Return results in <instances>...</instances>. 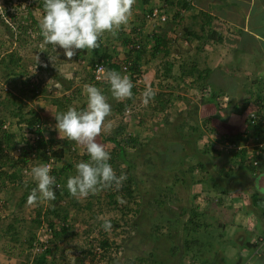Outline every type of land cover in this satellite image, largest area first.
<instances>
[{
  "label": "rangeland",
  "instance_id": "1",
  "mask_svg": "<svg viewBox=\"0 0 264 264\" xmlns=\"http://www.w3.org/2000/svg\"><path fill=\"white\" fill-rule=\"evenodd\" d=\"M141 1L134 0L133 7L137 12H132L135 14L131 15L134 17L131 23L128 22L121 27L128 29L134 25L137 28L142 27L143 31L145 29L146 34L152 30V32L156 31L166 35L170 40V53L164 55L161 52L153 57L150 50L145 49L140 54L139 64L143 73L144 86L133 92L135 98H132L129 104L133 111L131 115L134 116L130 120L126 119L119 110L117 104L120 101L112 98L108 90L109 86L106 85L103 88L93 83L91 71L95 61L99 60L100 53L92 55L87 49L84 52L87 59H84L81 57L80 49V52L76 50V55L69 59L59 46L55 50L52 45L44 41L38 24L43 15V0H0V120L8 125L9 130L18 132L19 135L15 138L16 146L21 138L27 139L26 133L30 129V126H26L27 123L21 121V117L22 115L25 118L30 117L28 111L33 110L40 116V129L38 128L40 131L42 129L43 132L48 133V137H54L53 139L58 141V146L64 143L68 147L70 145L76 147L71 140L70 144H65L68 142L67 138L63 137V134L60 136L56 129L55 114L69 107L65 100L66 96H61L63 85L56 84V78L57 74L63 73V70L64 73L70 71L75 76L84 72L85 77L91 81L88 84L100 88L113 108L110 116L106 117L99 134L105 143L103 145L107 151L111 152L114 144L111 141L107 143L106 138L116 136L120 144L125 146L127 162H131L132 166L128 167L125 163L117 165L121 173L129 174L134 179V192L131 195L125 196L123 192L116 193L112 189H101L87 197L74 198L69 192V195L67 194L66 183L62 184L59 191L63 196L60 198L58 207L61 211L63 206L69 205L66 206L69 211V226L65 233L55 239L50 254L44 260L45 264H77L81 259L98 264L100 260L96 257L95 248L97 243L103 239L111 242L110 249L104 254L107 257V264H213V259L209 255V224H206L207 227L204 229L201 224L200 230L194 231L191 230L194 227L190 225L189 218L193 217V211L197 210L203 214V217L200 218L201 220L196 219L205 223L209 222V218L206 217L209 215V194L204 195L202 189L203 186L209 188L205 185L209 184L210 179V172L204 166L206 163L203 162L206 158L217 166L216 169H221L222 174L226 169L231 171L235 169L236 175L243 176L244 170H247L237 168L238 166L232 163L229 156L227 157L230 162L226 167L222 164V155H225L227 151L225 141L228 135L241 129L237 128L231 132L218 130L215 133L208 118L199 122L208 140L207 142L204 140L202 146L196 145L194 140L201 136L202 132L198 130L195 136L192 134L194 138L191 147L183 153L178 152L179 148L176 151L167 141L161 145V147L165 146L164 149L158 147L159 139L163 142L165 140L157 133L159 127L157 125L159 122H156L159 121L155 108L157 106L153 97L144 103L143 93L148 87H151L155 94L163 88L174 90L177 93V100L181 99L184 106L186 99L191 103L203 98L209 101L207 84L199 79L196 80L195 76L192 77L188 73L196 63L204 68L203 56L198 54L204 51L203 45L196 44L193 39L190 41V37L188 41L185 40L187 37L185 28L190 27L201 34L200 25L209 16L201 11L207 14L206 17L200 13L202 17L199 13L195 14L192 9L184 10L178 4L171 5L166 0H159L161 9L167 13L170 20L162 26H154L146 30L144 23L138 26ZM192 1L194 0H190V3ZM154 3L156 2H151L149 5L152 6ZM175 14L178 16L175 17ZM193 15L197 16L193 19ZM211 19L213 17L210 18L209 24ZM125 33L124 31L121 37H124ZM122 39L105 33L100 40L103 47L119 57L122 56L123 49H120L123 47ZM143 40L146 41V36ZM10 54H13L17 63L9 62ZM136 55V52L132 53L131 58ZM166 63L172 64L169 76L165 73ZM37 79L40 84L43 83V86L37 84ZM254 80L258 82L256 78ZM35 86L39 91L36 96H32L31 89ZM164 93L167 95L169 92ZM82 103L85 105L84 102ZM82 103L70 106L79 108ZM210 103L215 102L211 99ZM53 104L64 105L54 110ZM182 109L185 108L182 106ZM51 114L53 116L49 117ZM188 116L189 112L182 113L180 120L176 123H181L180 121L185 119L186 123L194 120L189 119ZM118 125H123L128 138L129 136L135 138L142 146L141 144L127 146L115 132ZM36 133L37 131L33 132L34 136ZM205 143L209 144L208 149L204 146ZM15 149L16 147L11 150L10 156L16 155ZM218 150L221 152L218 153ZM84 151L77 149L71 156H66L63 161L59 162L58 167L67 162L73 164L67 177L75 174L76 163L88 159V156L87 158L82 157ZM111 155L113 158L116 156ZM30 156L31 154L29 158ZM196 161L204 163V168L197 167V171L193 172L194 168L190 167L193 162L196 164ZM114 163L118 164V160ZM37 164H41L40 160L32 157L28 159L27 173H22L19 167L3 168L16 178L11 180L5 175L0 177V264H35L36 258L42 255V252H36L32 246L29 247L26 241L32 232L35 233V238L45 237L43 231L45 226L37 227L33 219L39 207L43 210V208L50 207L51 203L50 201H38L28 204L26 201L22 206L19 205L20 199L28 188L27 185L30 182L35 183L28 173L31 167ZM215 190L218 192L222 190V184H217ZM112 193L116 194L110 197L109 194ZM73 199L77 200L76 206L72 205ZM157 202L163 203L158 205ZM53 218L58 219L55 216L51 217ZM104 219L111 220L113 226L111 231L105 232L101 227ZM211 226L215 229L212 230L214 234L222 229L217 230L214 224ZM186 241L191 245V248L187 250ZM192 242L199 243L194 245ZM219 244L224 247V244ZM89 248L93 249V257L87 253Z\"/></svg>",
  "mask_w": 264,
  "mask_h": 264
},
{
  "label": "crops",
  "instance_id": "2",
  "mask_svg": "<svg viewBox=\"0 0 264 264\" xmlns=\"http://www.w3.org/2000/svg\"><path fill=\"white\" fill-rule=\"evenodd\" d=\"M191 5L195 14L203 11L209 15V20L213 17L210 27L216 31V35L204 40V51L198 52L203 56L205 63L203 66L211 69L204 83L212 93L207 96L209 101L203 98L191 103L186 99L187 105L184 106L181 99L177 100L176 91L166 88L161 90L163 93L166 91L169 93L167 95L164 93V98L168 99V104L163 110L165 117L157 124L159 125L157 133L165 141L159 139L158 147L160 148L162 143L167 141L175 150L179 148L180 153L191 147L193 135L195 136L198 130L202 133L194 139L196 145L202 146L204 140L208 141L205 138L207 134H203V127L199 123L202 120L209 118L215 133L218 130L231 132L242 127L243 119L238 116L237 111L244 102L254 99L262 87L264 89V0H194ZM132 16L130 20L134 18ZM163 37L169 39L166 35ZM194 41L199 44L198 40ZM197 68L203 69L201 65H197ZM57 76L59 79L56 78V84L63 85L61 96H66L67 105L70 107L72 104L84 102L85 105L82 103L78 109L86 107L84 87L91 81L85 77V73H78L75 76L70 71L64 73L63 70V73ZM211 99L214 100V104L210 103ZM63 105L53 104L54 110ZM182 106L185 109H182ZM184 112H189L188 118L194 120L186 123L185 119L180 121L181 123H176ZM221 123L222 125H219ZM189 124H191L190 127ZM44 134L48 138V133L44 132ZM98 136L97 142L105 144L102 141L103 138ZM67 141L69 144L70 140L67 139ZM71 143H74L80 151L85 148L74 141ZM204 146L209 148L207 143ZM164 148L163 145L161 149ZM222 156V164L226 167L230 160L227 154ZM209 160L206 158L203 161L206 163H203L205 168L210 172L209 184H205L209 188L201 187L204 195L209 194V215L206 217L209 218V255L213 259L212 263L264 264V218L261 216V207H256L252 202L253 195L264 201V192H261L254 184V176L264 171V158L255 172L244 170L243 176L236 175L235 169L234 171L226 169L222 174L221 169H216L217 166ZM198 162L191 164L190 168H194L193 172L197 171V167L204 168L203 164ZM217 184H222V190L219 192L215 190ZM212 224L217 230L222 229L214 234L212 230L215 229L212 228ZM192 243L198 245L199 242ZM219 243L224 244V247Z\"/></svg>",
  "mask_w": 264,
  "mask_h": 264
},
{
  "label": "clouds",
  "instance_id": "3",
  "mask_svg": "<svg viewBox=\"0 0 264 264\" xmlns=\"http://www.w3.org/2000/svg\"><path fill=\"white\" fill-rule=\"evenodd\" d=\"M151 2H156L152 6H161V4L158 3L159 0H149L145 9L142 8V3H140L141 15L138 26L141 23H144L145 26L147 25L143 15L148 8L152 7L149 5ZM133 4L134 0H43V15L38 22L40 33L47 44L52 45L55 50L57 46H59V48L63 49L64 55L71 59L76 55V50L96 49L99 47L98 42L105 33H110L114 36L121 26L126 25L128 22L131 23L132 19L130 20V17L132 14H135L132 12H137L134 11L135 8ZM162 12L166 13L163 10ZM131 26L132 27L128 29L126 27L123 28L124 31L126 33L127 30L137 32V30L140 29L142 39L145 38V29L143 31L142 27L137 28V26ZM126 33L122 38L128 40L129 37ZM122 45L124 47L126 44L122 42ZM111 54L117 56L114 52ZM91 78L93 79L92 74ZM104 79L107 81L109 86L108 90L113 99L124 101L133 97L132 89L134 84L127 74L110 70L105 73ZM38 83L40 84L37 79V84ZM40 85L43 86V83ZM84 91L86 92V107L78 109L70 106L67 110L55 114V119L57 121L56 129L60 136L63 134V137L79 145H83L85 147L83 150L85 151L82 153V157L86 158L88 156V159L76 163L75 174L67 177L66 188L74 198L87 197L90 194H95L101 189L115 188V190H119L123 182L127 179L124 173L117 175L110 163L111 153L106 150L103 144L98 143L96 140V137L102 131V126L106 117L111 114L112 105L105 93L97 86L86 84ZM143 95V102L147 103L155 93L151 87H148ZM157 112L159 121L156 122L160 123L165 117V114L163 110H157ZM124 117L130 119V116L127 117L124 115ZM38 125L40 126L39 123ZM26 126L28 127V125ZM38 128L40 129V127ZM2 129L8 130V125L2 123V125H0V130ZM39 129L34 137L24 140H29L34 144L35 141L40 138H35L39 136ZM41 133L44 140L53 139L50 137L47 138L42 129ZM23 141L20 142L19 140L18 145ZM55 141V147H48V149L51 150V153H53L56 148L62 149L61 159L52 155L56 159L53 169H59V162L63 161L66 156H71L77 148L71 145L68 147L64 145V143L58 146V141L56 139ZM18 145L15 149L16 157L20 153L17 152ZM32 155L28 159H31V157L34 159L35 155ZM47 158L48 157H40L35 159L41 162L47 160ZM25 166L28 167L25 164L19 168L22 169ZM52 170L50 172V168L46 164H37L31 167L28 174L31 180L35 182L36 187L32 189L28 196V204H33L38 201H53L56 199V190H60L62 184L57 183L56 177L51 175ZM254 184L261 192H264V171L254 176ZM52 220H54V218ZM54 221L57 223L56 231H60L62 226H69L65 221H58L56 218ZM101 227L105 232L111 231L113 227L111 220L104 219ZM97 245H100V242L97 243ZM101 249V258L107 261V257L104 256V254L110 247L103 248L101 246ZM91 256L93 257V255ZM46 257L47 256H45L44 260H46ZM85 262L86 261H82L81 263L78 261L77 264H85Z\"/></svg>",
  "mask_w": 264,
  "mask_h": 264
},
{
  "label": "trees",
  "instance_id": "4",
  "mask_svg": "<svg viewBox=\"0 0 264 264\" xmlns=\"http://www.w3.org/2000/svg\"><path fill=\"white\" fill-rule=\"evenodd\" d=\"M149 0H142V8L145 9L146 5L148 4ZM167 2H169L171 5L172 4H178L182 9H187V10H191L192 9V5L190 3V0H177V2L175 0H166ZM43 4V2H42ZM201 12H199L200 14ZM203 14V16L205 15L207 17V14L205 13H201ZM200 14V15H201ZM175 17L178 16L177 14L174 15ZM197 16V15H195ZM194 15L192 16V18L194 19L195 17ZM209 16V15H208ZM201 31L202 33L199 34L197 32H195L194 30H192L190 27L187 29L185 28V32H186V39L185 40H189L188 37L191 38V40H198L200 45L202 46L203 43L205 42L204 40H208L210 38H213V36L216 35V31H214L209 24V18L207 19V21L202 22V24L200 25ZM124 29L123 27H121L117 33H116V37L117 38H122L121 35L123 34ZM151 38L153 39V45L151 48H146V41L143 40V48L141 51H137L136 52V57L131 58V54H127V57L130 59H132V65H131V70L135 71V72H140V64H139V58H140V54L146 49V50H150V54L153 57H156L159 53H163L164 55H168L170 53V40L166 39L163 37L162 34L158 33V32H152L151 33ZM219 38V37H218ZM190 40V41H191ZM122 42L124 44L128 43L127 39H122ZM99 43V47L96 49H89V51L92 53V55H99V60L98 61H104L107 64V68L110 70L112 68L117 69L118 68V63H112L111 59L113 58L112 54L109 52V50L106 47H103V44L101 42V40L98 42ZM87 49L83 50L81 49V57L84 59H87L84 52H86ZM78 52H80V49L78 50ZM11 55V54H10ZM95 61V60H94ZM11 63H17V60L13 58V54L10 57V61ZM167 66L165 67V73L166 75H170L171 73V68H172V64L171 63H166ZM211 69L209 67H204L203 69L199 70L197 69V63L193 65V67L190 68V70L188 71L189 74H192L193 76L196 77V80L199 79V81L201 80L203 83L205 82V79L208 77L209 73H210ZM58 78V76H57ZM38 89L37 86H35L34 88L31 89L32 92V96H36V94L38 93ZM264 91V90H263ZM262 91V92H263ZM132 92H134V89H132ZM209 95H211V90L209 89ZM165 94L162 91H159L158 93H156L153 96V99L156 103V110H164L165 106H167V100L166 98H164ZM132 101V98H130ZM264 100V95L260 96L257 95L254 99L252 100H248L246 102H244V105H242L239 109V111H237V114L239 117H241L243 119V126L240 127V131H236L233 134H229L227 137V142L232 145L231 148L227 147V151L226 154L230 157V160L233 161V164H236L238 167L237 168H243V169H247L249 172H255L257 170V168L260 166L261 160L264 158V155H255V153L252 154V158H255L256 160H258V164L257 165H253L249 155H248V150H247V145L249 143V140L252 138V141L254 140L256 134H259L261 131V124L259 123L258 126L254 127V132H250V129H248L246 127V119H247V114L251 111L254 110H258L261 105L262 102ZM130 101L128 99V101L126 100L125 102H120L117 104L119 110L122 112V114L125 112V110L130 106L132 108V106L129 104ZM129 104V105H128ZM28 113L30 114V117L25 118L23 115L21 117V121L23 123H27L28 126H32L33 124H38L41 122L40 116L36 113V111L33 110H29ZM17 114V113H15ZM138 115V114H137ZM134 115H130V119L133 117ZM25 118V119H24ZM139 121L137 120V123ZM241 122V123H242ZM3 121L0 120V125H2ZM116 134H118V136L128 145H135V144H141V143H137V140L135 138H132L125 132V127L123 125H118L116 128ZM39 133V140L35 141V143L33 144V142L31 143L29 140H25L21 143V151L18 154V156H14L11 155L10 156V152L11 150H14V147H16V137H18V132L15 131H11V130H5L2 129L0 130V177L2 175L7 176V178L9 179H15L16 177L13 174H9L7 171H4L3 168L5 167H9V168H15V167H21L25 164H27V160L29 158V155L33 154L35 155V158H40V157H47L44 153H39L38 150L40 149H45L48 147H55V139H49V140H44L41 131L38 132ZM108 141H111L114 144L113 149L111 150V154L116 155L115 158H113V156L111 155V160L110 163L112 164L113 168L115 169V171L117 172V175L121 174V170L118 169L117 165L120 166V163H125L127 164L128 167H132L130 164L131 162H127V156H126V151H125V146L121 145L120 142L117 140L116 136H108L106 138ZM242 143V145L244 146H240V144ZM244 143V144H243ZM142 146V144H141ZM144 146V145H143ZM239 147V148H238ZM142 148V147H140ZM139 148V149H140ZM221 151L218 150V153H220ZM53 156H56L57 158L61 159L62 157V149L56 148L53 153ZM87 158V157H86ZM117 158V159H116ZM118 160V164H115L114 162ZM247 161H249V163H247ZM72 163L71 162H67L63 165H61V167H59V169L54 168L52 170L51 175L56 177V181L57 183L60 184H65L66 181L65 177H67L68 172L70 173V170L72 168ZM231 171V170H230ZM227 175H230V173H227ZM127 179L123 182L122 187L119 190H115V188H112L113 191H115L116 193H121L123 192V195H131L134 192V187H133V178L131 175L127 174ZM28 188L25 191V193L23 194L22 198L19 201V205L22 206V204L26 203L29 194L31 193L32 189L36 187L35 183H31L27 185ZM69 191H67L68 194ZM116 193H112L109 194L110 197H113L114 194ZM70 194V193H69ZM68 194V195H69ZM62 192L59 190H56V199L53 201H50V207L48 208H43V210H41L42 208L39 207L38 211L36 212L35 218L33 219V222L36 224L37 227L41 226V225H47L49 228L52 229V238L48 239V241L46 242V249L44 250V252L42 253L41 256H39V258H36L35 264H45L44 259L45 256H47L48 254H50L51 252V247L54 244L55 239L58 238L59 235H61L62 233H65L68 230V227L66 226H62V228L60 229V231H56V221L52 220L51 217H57L58 221H65L68 223V216H69V211H68V204L66 206H63V208L61 209V211H59V207L58 204L60 202V198H62ZM115 202V201H113ZM252 202L256 207H261V216L262 218H264V201H262V199L258 198V196H254L252 198ZM72 205L76 206L77 204V200L73 199L72 200ZM158 205H160L163 202H157ZM193 217H195V219H193ZM193 217H190L189 220H191L189 223L191 226L194 227V229L191 230H200L201 228V224L203 225L202 228H206L207 225L209 223H205V222H201L198 219L203 217V214L198 212L197 210L193 211ZM198 218V219H196ZM201 220V219H200ZM36 239L35 238V233L32 232L30 234V236L27 238L26 244L31 247L33 244V240ZM187 243V241H186ZM111 242H109L107 239H103L100 242V245L103 248L106 247H110ZM41 247L43 246V243L40 244ZM94 248V247H91ZM185 248L186 250L191 248V245H189V243L185 244ZM93 249H87V253L89 255H92V251ZM195 258V257H193ZM82 259L80 260V262L82 263Z\"/></svg>",
  "mask_w": 264,
  "mask_h": 264
},
{
  "label": "built area",
  "instance_id": "5",
  "mask_svg": "<svg viewBox=\"0 0 264 264\" xmlns=\"http://www.w3.org/2000/svg\"><path fill=\"white\" fill-rule=\"evenodd\" d=\"M143 18L146 22V29L147 28H153L154 26H162L164 25L168 20H170V18L168 17V15L164 12H162L161 10V6L160 5H154L150 8H148L143 15ZM146 31H144V36H146V48H151L153 45V39L151 38V33L152 30H150L149 33H145ZM129 37L128 39V43L120 48L123 49L122 52V56H115L112 55L113 58L111 59L112 63H118V68H112L110 69L111 71H116V72H120L122 74H127L130 79L133 81L134 84V91H136L137 89H139L140 87L144 86L143 85V73L138 71L135 72L133 70H131V65H132V59L127 57V54H131L137 51H141L143 48V43L141 41L142 39V34L140 33V29L137 30V32H132L130 30H127L126 33ZM107 64L104 61H97L95 62V64L93 65L92 68V77H93V82L96 84L101 85L103 88L108 85L107 81L104 79V75L107 71H110L107 68ZM264 89L262 88L259 93L257 95L263 96L264 95ZM263 91V92H262ZM133 96L135 97V95L133 94ZM262 105L261 107L256 111H251L247 114V119H246V127L248 129H250V132H254V127L258 126V124H261V131L259 134H256L254 140L252 141V138L249 140V143L247 145V150H248V155L252 162L253 165H257L258 164V160H256L255 158H252V154L255 153V155H264V100L261 101ZM132 110L131 107L129 106L125 112L124 115L129 117L132 114ZM39 125H33L32 127H30L29 131L26 133V138H31L34 137L33 132L38 130ZM39 136H36L35 138L38 139ZM25 139V138H24ZM23 141V138L20 139V142ZM226 142V146L231 148L232 145H230L227 141ZM244 144V143H243ZM240 146H244L242 145V143L240 144ZM239 148V147H238ZM21 149V144L18 145L17 147V152L19 153ZM73 150V148H72ZM39 153H44L48 158L47 160H43L41 161V164H46L49 166L50 168V172L53 169L54 164L56 163V159L52 156L51 150H49L48 148L40 149ZM34 156V155H32ZM247 163H249V161H247ZM22 173H27L28 172V167H23L21 169ZM59 185V184H58ZM45 226L43 231L45 232L44 234V238H37L36 240L33 242L32 247L36 250V252H44V250L46 249L47 245L46 242L48 241V239L52 238L53 234H52V229L49 228L46 225H41ZM43 243V246L41 247L40 244ZM95 250L98 252L97 254V259L100 260V262L98 264H107L106 259L103 260V258H101V253H102V249L100 245H97ZM41 253V254H42ZM40 254V253H39ZM97 263V262H96ZM85 264H93L90 263V261H86Z\"/></svg>",
  "mask_w": 264,
  "mask_h": 264
}]
</instances>
